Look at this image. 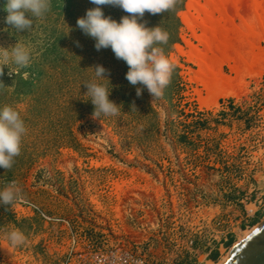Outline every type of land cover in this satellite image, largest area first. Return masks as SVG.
Listing matches in <instances>:
<instances>
[{
    "label": "rangeland",
    "instance_id": "rangeland-1",
    "mask_svg": "<svg viewBox=\"0 0 264 264\" xmlns=\"http://www.w3.org/2000/svg\"><path fill=\"white\" fill-rule=\"evenodd\" d=\"M191 1L205 2L176 0L139 20L169 34L159 46L173 70L153 98L126 80L122 59L110 48L97 50L77 25L96 7L90 0H51L42 16L26 13L33 24L19 32L5 22L0 0V47L11 52L18 42L31 54L28 67L9 61L0 73V106L14 107L26 129L12 166L0 168V190L13 183L19 189L0 206V264H62L75 251L111 246L150 264H206L264 220V71L246 76L238 97L202 107L205 89L194 81L199 67L188 53L204 48L184 20ZM239 1L244 20L255 19L257 3L264 16V0ZM100 7L117 22L131 15ZM252 41L248 53L264 59V39ZM214 51L207 52L209 73L234 80V62ZM97 65L106 69L109 99L121 107L115 116L92 115L85 83L98 79ZM13 227L25 235L20 245L5 238Z\"/></svg>",
    "mask_w": 264,
    "mask_h": 264
},
{
    "label": "clouds",
    "instance_id": "clouds-1",
    "mask_svg": "<svg viewBox=\"0 0 264 264\" xmlns=\"http://www.w3.org/2000/svg\"><path fill=\"white\" fill-rule=\"evenodd\" d=\"M51 0H5L3 10L7 12L5 22L18 32L30 30L33 20L26 17L42 16L50 7ZM96 7L87 9L84 17L77 19V25L87 36L94 39V47L110 48L115 57L122 59L128 66L126 80L133 86L140 84L146 87L153 98L160 97L162 90L170 82L173 65L159 45L166 44L169 34L159 25L147 27L139 22L147 11L159 14L172 9L176 0H90ZM102 5L118 6L131 14L122 16L117 22L105 16ZM8 48L0 47V73L3 66L11 61L16 69L26 68L31 62L30 49L21 43ZM98 79L85 83L86 94L94 106L92 115L95 118L115 116L121 107L109 99L111 88L109 79L104 75L106 69L97 65L93 70ZM106 81V83L100 82ZM141 95V89H136ZM25 123L20 113L12 106H0V168L12 166L14 157L21 151V138L25 133ZM19 189L13 184L0 190V206L9 205L18 198ZM12 246L25 241V235L13 227L5 234Z\"/></svg>",
    "mask_w": 264,
    "mask_h": 264
},
{
    "label": "bare ground",
    "instance_id": "bare-ground-1",
    "mask_svg": "<svg viewBox=\"0 0 264 264\" xmlns=\"http://www.w3.org/2000/svg\"><path fill=\"white\" fill-rule=\"evenodd\" d=\"M204 1L203 4L191 1L188 6L193 13L184 16L188 29L204 48L200 51L193 50L188 53L189 60L196 63L199 67L194 81H199L205 89L206 96L199 98L202 107L208 106L211 101L218 97H238L240 90L244 86V78L246 76L257 77L264 71L263 57L261 55H251L247 50L252 39H264V16L261 13V3L256 4L255 19L244 20L240 14L239 0ZM257 1L259 2V0ZM229 7L239 13L241 20L245 22L244 26L242 24H235L234 18L229 12ZM216 14H218L219 18L215 17ZM227 24H231V28ZM196 28L201 30L200 35H196ZM213 50L220 55L219 57L220 60L222 59V62H234V65H231L232 72L236 74L234 80L225 78L221 73L218 75L209 73L210 59L208 58L207 52H212ZM212 60L211 62H213ZM263 224L264 220L254 228L243 232L232 248L224 253L217 262L208 261L206 264H226L235 250Z\"/></svg>",
    "mask_w": 264,
    "mask_h": 264
},
{
    "label": "built area",
    "instance_id": "built-area-1",
    "mask_svg": "<svg viewBox=\"0 0 264 264\" xmlns=\"http://www.w3.org/2000/svg\"><path fill=\"white\" fill-rule=\"evenodd\" d=\"M38 213L41 211L34 207ZM44 216V215H43ZM62 264H150L140 254H135L127 249L117 246L100 248L98 250L81 249L69 254Z\"/></svg>",
    "mask_w": 264,
    "mask_h": 264
},
{
    "label": "water",
    "instance_id": "water-1",
    "mask_svg": "<svg viewBox=\"0 0 264 264\" xmlns=\"http://www.w3.org/2000/svg\"><path fill=\"white\" fill-rule=\"evenodd\" d=\"M226 264H264V224L235 250Z\"/></svg>",
    "mask_w": 264,
    "mask_h": 264
},
{
    "label": "trees",
    "instance_id": "trees-1",
    "mask_svg": "<svg viewBox=\"0 0 264 264\" xmlns=\"http://www.w3.org/2000/svg\"><path fill=\"white\" fill-rule=\"evenodd\" d=\"M232 243V240H229L228 243H227V247H229Z\"/></svg>",
    "mask_w": 264,
    "mask_h": 264
},
{
    "label": "crops",
    "instance_id": "crops-1",
    "mask_svg": "<svg viewBox=\"0 0 264 264\" xmlns=\"http://www.w3.org/2000/svg\"><path fill=\"white\" fill-rule=\"evenodd\" d=\"M210 261H212V260H210Z\"/></svg>",
    "mask_w": 264,
    "mask_h": 264
}]
</instances>
